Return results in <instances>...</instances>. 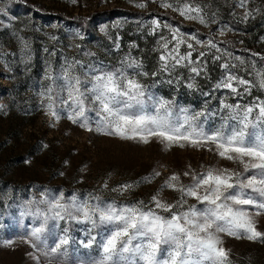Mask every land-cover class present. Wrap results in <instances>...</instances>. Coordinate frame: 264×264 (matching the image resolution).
<instances>
[{
  "label": "rangeland",
  "instance_id": "rangeland-1",
  "mask_svg": "<svg viewBox=\"0 0 264 264\" xmlns=\"http://www.w3.org/2000/svg\"><path fill=\"white\" fill-rule=\"evenodd\" d=\"M185 2L200 5L207 23L181 16L175 8ZM119 3L141 10H167L184 23L182 26L172 24L156 15L141 23L154 37L156 61L150 74L157 72L158 75H152L154 82L165 84L170 92L153 96L169 101L175 99L177 104L172 105L175 115H183L181 109H188L190 115L204 111L207 120L201 117L200 122L206 130H215L223 122L222 117L228 115L227 109H221L222 100L241 105L264 100V89L259 87L260 76L257 75L264 73V34L252 39L232 24L243 23L255 14L264 21V0H246L243 6L240 0H0V264H47L45 257L25 242L32 228L38 226L32 213L38 207L34 201L40 200L41 193L58 196L63 192L65 199L75 195L81 201L100 197L103 202H115L118 207L138 201L151 206V197L173 172L182 174L189 166L201 171L209 165L240 170L238 164L222 160L215 152L205 149H165L155 141L149 144L122 141L81 128L68 120L65 112H61L58 121L46 114L39 93L50 83L45 79L49 67L59 71L65 60L75 59L82 61L85 67L93 65L106 70L101 67L102 56L95 52L97 43L108 40V46L115 47L116 25L122 24L118 19L115 23L96 24L91 14ZM140 3L145 6L137 7ZM162 3L173 7H162ZM246 12L251 13L247 19ZM78 16H82L83 24L78 23ZM88 27L93 32H89ZM172 29H179L187 42L193 44V63L185 61L161 71L163 44L167 42L169 49L175 44ZM192 36L202 43L188 39ZM209 39L220 51L206 46ZM88 48L91 54L87 53ZM189 51L187 44L180 45L181 54ZM200 52L205 55L200 57ZM102 53L106 55V51ZM217 56L220 59H215ZM226 62L228 69L221 67ZM216 66L219 73L215 80L207 84L198 79L205 69ZM191 67H198L200 74L192 73ZM229 73L250 81L253 85L250 93L244 92L242 85L238 86L241 95L218 88L217 84ZM192 96H195L194 105L184 104L183 99ZM88 115L95 119L94 112ZM92 127L95 128L94 122ZM157 171L161 175L152 178ZM181 179L189 182L188 177ZM105 182L107 187H104ZM125 183L134 187L127 192L112 191ZM178 196L179 193L166 188L161 192L162 199L168 202ZM189 203L194 201L189 199ZM256 219L259 230L264 231V215ZM55 225V221H49L52 231L59 234L68 228L75 241L68 247L67 264H90L98 258V250L80 244L81 240L86 242L90 224L60 221L59 227ZM102 228L93 229L90 235H96ZM7 241L13 242L11 246L6 245ZM51 243L49 239V245ZM224 246L230 250L232 264H264V242L225 236ZM40 247L43 249V245ZM34 256H39V261Z\"/></svg>",
  "mask_w": 264,
  "mask_h": 264
},
{
  "label": "snow or ice",
  "instance_id": "snow-or-ice-1",
  "mask_svg": "<svg viewBox=\"0 0 264 264\" xmlns=\"http://www.w3.org/2000/svg\"><path fill=\"white\" fill-rule=\"evenodd\" d=\"M240 3L243 6L246 0ZM161 6L173 7L169 3ZM175 10L188 19L207 23L198 4L185 2ZM250 14L246 12L245 19ZM153 24L158 26L156 21ZM171 31L175 44L170 49L167 42L163 44L161 71L185 61L193 63V44L187 42L179 29ZM188 39L202 43L195 36ZM181 44H187L191 51L181 54ZM206 46L220 51L211 39ZM204 55L199 53L200 57ZM221 67L228 69L229 64L226 62ZM190 70L200 74L198 67ZM148 75L134 59L112 70L93 65L85 67L80 60H65L59 71L49 67L46 72L45 79L50 83L39 93L41 104L51 118L58 121L61 112H65L68 120L90 132L142 144L155 141L165 149H205L215 152L222 160L238 164L240 170L209 165L201 171L189 166L182 174L173 172L151 197V206L138 201L118 207L115 202L106 203L100 197L81 201L75 195L65 199L63 192L58 196L41 193L40 200L34 201L38 207L32 213L38 226L32 228L25 242L40 252L47 264L55 261L67 264L68 247L75 243L68 228L58 234L49 228V221H55L56 227L60 221L91 225L86 242L80 241L82 247L98 250V258L90 264H232L230 250L224 246L225 236L264 242V231L259 230L256 219L264 215V100L257 99L249 105L228 104L222 100L221 109H227L228 115L222 117L223 122L215 130H206L200 122L201 117L207 120L204 111L190 115L188 109H181L183 115L177 116L172 101L154 98L141 80ZM257 75L259 87L264 89V73ZM241 85L245 86L244 92L250 93L253 86L250 81L229 73L217 87L241 95L238 90ZM89 112L95 113L94 120ZM160 175L154 172L152 178ZM182 176L188 177L189 182L184 183ZM133 187L125 183L112 191L127 192ZM165 188L179 193L178 198L173 202L162 199ZM189 199L194 203H189ZM39 205L45 207L42 209ZM100 226H103L101 231L90 235ZM5 243L11 246L13 242ZM33 258L39 261V256Z\"/></svg>",
  "mask_w": 264,
  "mask_h": 264
},
{
  "label": "trees",
  "instance_id": "trees-1",
  "mask_svg": "<svg viewBox=\"0 0 264 264\" xmlns=\"http://www.w3.org/2000/svg\"><path fill=\"white\" fill-rule=\"evenodd\" d=\"M159 16V18L168 19L172 24H179L182 26L184 23L181 21L179 16L171 14L167 10L160 9L155 10L151 8L137 9L131 6L124 7L122 4H114L111 8H103L95 10L91 16L92 21L96 24L103 23L107 21L108 24L111 22H116L118 19L121 26L116 25L117 33V44L114 46H108V40L103 42H98L95 52L102 56L101 67L106 70H112L118 68L122 63H126L130 59L139 61L143 65V70L149 75L146 77H141L142 82L148 86V91L152 94L165 93V95L170 94L169 90L166 88L165 84L160 85L154 82L152 74H150L151 67L154 65V60L156 61V52L154 51V37L150 34L144 27L141 26L142 22L152 18L153 16ZM79 24H83L82 16L76 17ZM238 29L241 28L243 33L249 34L252 39L259 34H264V21L259 17V14H255L251 19L244 21L243 23H232ZM89 32L91 29L88 27ZM95 33V32H94ZM115 33V34H116ZM107 48H105V45ZM118 45V46H117ZM91 49L88 48L87 53L91 54ZM106 51V55L102 52ZM131 72V70H129ZM202 74L198 76L200 81H204L209 84L211 81L218 77V67H209L201 72ZM264 95V93H263ZM171 98V96H165ZM195 96L186 97L183 99L184 104L193 106ZM173 104H177L175 99H172Z\"/></svg>",
  "mask_w": 264,
  "mask_h": 264
}]
</instances>
